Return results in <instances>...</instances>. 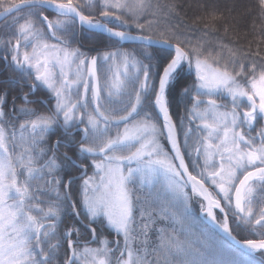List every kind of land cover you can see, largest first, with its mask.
Here are the masks:
<instances>
[{"label":"snow or ice","instance_id":"obj_1","mask_svg":"<svg viewBox=\"0 0 264 264\" xmlns=\"http://www.w3.org/2000/svg\"><path fill=\"white\" fill-rule=\"evenodd\" d=\"M184 7L0 0V264H264V50Z\"/></svg>","mask_w":264,"mask_h":264},{"label":"trees","instance_id":"obj_2","mask_svg":"<svg viewBox=\"0 0 264 264\" xmlns=\"http://www.w3.org/2000/svg\"><path fill=\"white\" fill-rule=\"evenodd\" d=\"M178 2L185 5L182 15L185 12L188 13L186 19H188L189 23L195 17L205 15L215 7L218 9L217 15L219 16V13L223 12V17L216 20L208 19L206 22L214 26L220 35H225L224 28L227 27L229 29L228 38L235 41L239 47L245 49L250 47L253 51L259 47L264 50V37L260 35L258 22L255 29L253 28L255 14L250 10L253 0H247L242 3L234 2L233 0H178ZM233 6L235 10L229 12L227 9ZM199 27H203V24H200ZM96 36L101 37L99 38L100 40L94 36L91 41L84 40L85 43L88 46H96L97 42L105 45L104 37L99 34H96ZM105 234L109 236L108 233ZM242 235L245 234L243 233Z\"/></svg>","mask_w":264,"mask_h":264},{"label":"flooded vegetation","instance_id":"obj_3","mask_svg":"<svg viewBox=\"0 0 264 264\" xmlns=\"http://www.w3.org/2000/svg\"><path fill=\"white\" fill-rule=\"evenodd\" d=\"M1 29V28H0ZM83 50H85L84 48H83ZM0 79H2V78H0ZM26 90V89H25ZM46 96V90H44L43 88L40 90V91H38L37 93H36V97H34V98H37V97H39V98H43V97H45Z\"/></svg>","mask_w":264,"mask_h":264},{"label":"rangeland","instance_id":"obj_4","mask_svg":"<svg viewBox=\"0 0 264 264\" xmlns=\"http://www.w3.org/2000/svg\"><path fill=\"white\" fill-rule=\"evenodd\" d=\"M234 2H240V3H242V2H244V1H247V0H233ZM94 247V246H93Z\"/></svg>","mask_w":264,"mask_h":264}]
</instances>
